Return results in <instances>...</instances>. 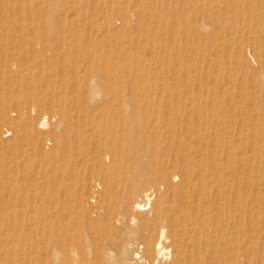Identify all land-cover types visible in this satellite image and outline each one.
<instances>
[{"label":"bare ground","instance_id":"obj_1","mask_svg":"<svg viewBox=\"0 0 264 264\" xmlns=\"http://www.w3.org/2000/svg\"><path fill=\"white\" fill-rule=\"evenodd\" d=\"M18 2H0V15L11 10L16 25L15 31L0 28V129L5 125L17 131L16 146L23 145L22 135L36 142L35 153L43 157L41 166L51 165L49 175L58 177L64 168L65 175L78 179L76 185L44 181L36 188L21 175L20 166L15 168L16 177L8 178L5 172L1 177L7 182L0 186V209L35 207L40 211L36 221L40 238L31 247L36 250L37 264H55L62 255L77 252L94 255L95 264H264V0H212L210 24L197 26L200 33L211 26L226 53L230 47L241 54L253 52L263 74L262 80L252 83L262 96H249L244 105L243 140L230 136L220 141L222 153L216 150L212 118L196 109L210 106L209 98L193 96L184 102L166 90L165 99L172 105L153 101L151 107L141 105L144 109L118 113L91 108L62 93L43 95L38 82H30L35 78L28 60L32 47L29 34L18 28L27 20ZM6 5L10 9H4ZM57 43L55 38L49 42L50 51ZM221 64L209 66L215 72L212 76L218 82L230 77L233 83V68L229 67L230 76L223 77ZM248 67L250 73L244 79L252 82L256 70ZM191 86L192 82L189 87L196 95ZM31 94L34 98H27ZM34 99L43 106L52 101L64 110L66 127L57 131L51 153L40 146L33 123L23 118ZM12 112L19 114L17 120L11 118ZM41 125H48L47 116ZM230 151L240 154L228 161ZM106 157L112 159L110 168ZM94 175L101 176L106 185L103 217L87 212L82 220L65 224L67 213L51 214V206H62L67 198L84 200ZM140 182L164 189L159 204L148 192L144 200H135ZM27 185L41 193L36 191L33 199ZM6 220L0 217V227L11 226ZM8 236L0 247L23 241L18 234ZM30 256L27 248L21 249L11 264H23Z\"/></svg>","mask_w":264,"mask_h":264},{"label":"rangeland","instance_id":"obj_2","mask_svg":"<svg viewBox=\"0 0 264 264\" xmlns=\"http://www.w3.org/2000/svg\"><path fill=\"white\" fill-rule=\"evenodd\" d=\"M0 2L3 4L8 0ZM18 4L27 15V20L20 22L18 28L29 34L32 47L33 56L29 54L28 60L32 61L31 73L35 78L30 82L37 81L43 95L57 96L62 93L91 108L118 113L129 108L151 107L153 101L172 105L165 99L167 92L171 97L184 98V102L192 100L193 96L203 97L202 100L209 98L210 106L198 105L196 109L210 116L214 122L216 150L222 153L218 146L227 137L243 140L242 128L246 121L244 105L251 96H262L252 83L262 80L263 74L253 52L241 54L230 47L226 53L225 45L212 35L211 26L208 27L209 32L208 29L199 32L198 24H210L212 0H19ZM4 9L10 8L6 5ZM14 18L11 10L3 12L0 28L15 31ZM54 38L58 43L50 51L49 42L52 43ZM218 64L227 69L224 68L226 74L223 77L230 76V68H233V83L230 77L220 82L214 79L212 75L215 72L209 66L214 68ZM247 64L256 70L254 78H250L252 82L244 79L250 73ZM190 82L196 89V95L189 87ZM108 83H111L110 88H107ZM246 90L249 93L246 94ZM233 94L235 98L232 100ZM27 98L34 96L31 94ZM31 103L23 118L33 123L39 133L40 146L51 153L55 149L58 132L66 127L62 115L64 110L52 101L47 106L37 99ZM174 106L178 108V104ZM12 113L11 118L17 120L19 114ZM45 116L48 117V125L43 128L41 123ZM16 136L17 131L13 127H1L0 186L7 182L6 177H16L15 168L18 166L22 169L21 175L36 188L37 183L44 181L77 184L78 179L65 175L68 171L65 172L64 168L58 171V177L49 175L47 169L51 165L41 166L43 157L35 153L37 143L22 135L23 145L16 146ZM230 153L228 161H231L230 156L240 154L235 151ZM106 166L112 167L111 158L106 157ZM4 172L6 177L1 178ZM178 184L179 181L174 182V185ZM35 187L27 185L32 198L36 191L41 193ZM137 189L139 192L134 194L135 200H144L143 196L148 192L155 204H159L164 191L162 187L146 182L138 183ZM59 192L60 188L56 193ZM107 199L103 178L94 175L84 200L67 198L62 206L53 204L50 212L52 215L63 211L67 213L65 224L75 219L82 220L87 212L94 217L101 213L103 217ZM9 210L0 209V217L11 224L6 229L0 227V243L9 237V233L22 236L23 241L9 244L5 249L0 247V264H11L17 258V252L26 248L31 256L21 260L23 264H37L36 250L31 247L40 238L36 223L40 211L35 207ZM58 225L55 224V229ZM68 234L73 235L72 232ZM9 251L12 252L8 254ZM78 253L62 255L55 264L96 263L94 255L87 253L82 256Z\"/></svg>","mask_w":264,"mask_h":264}]
</instances>
